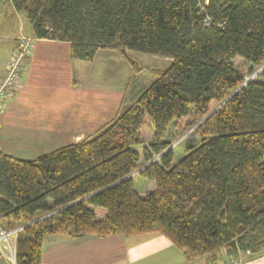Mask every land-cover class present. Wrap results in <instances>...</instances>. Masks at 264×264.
<instances>
[{"label":"trees","instance_id":"1","mask_svg":"<svg viewBox=\"0 0 264 264\" xmlns=\"http://www.w3.org/2000/svg\"><path fill=\"white\" fill-rule=\"evenodd\" d=\"M9 1L36 37L69 42L74 60L91 62L100 49L172 59L81 142L33 161L0 149V223L24 225L17 264H42L54 235L156 232L189 261L212 263L223 248H264V0ZM237 56L262 71L234 94L246 81ZM174 121L197 138L179 160L167 139Z\"/></svg>","mask_w":264,"mask_h":264},{"label":"crops","instance_id":"2","mask_svg":"<svg viewBox=\"0 0 264 264\" xmlns=\"http://www.w3.org/2000/svg\"><path fill=\"white\" fill-rule=\"evenodd\" d=\"M23 36H32L35 42L20 87L7 98L0 115V149L6 155L33 161L79 143L111 122L145 91L135 78L138 88L130 94L125 92L138 72L122 53L100 49L91 62L74 60L69 42L36 37L26 13L9 0H0V77ZM99 60L108 62L103 67L116 64L124 77L104 83L107 80L102 81L93 69ZM126 79V84L118 85ZM143 179L145 184L147 179ZM230 255L223 248L217 258L221 261ZM234 256L241 257L243 264H264V248L256 252L238 250ZM207 263H211L208 257L189 261L168 238L156 232L130 237L54 235L45 239L42 253V264ZM0 264L9 263L0 257Z\"/></svg>","mask_w":264,"mask_h":264},{"label":"rangeland","instance_id":"3","mask_svg":"<svg viewBox=\"0 0 264 264\" xmlns=\"http://www.w3.org/2000/svg\"><path fill=\"white\" fill-rule=\"evenodd\" d=\"M27 23V22H26ZM24 37V36H23ZM32 37V36H28ZM132 52V54H129ZM127 54L130 57V62L133 64L135 72L137 71L138 73L136 74V77H133L131 84L126 87V93L130 94L133 89L135 90L137 87V82H135V78L138 79L139 83L143 86L142 88L143 91L149 88L153 82L156 80V76L154 74V70H166L169 68L172 59L167 58V57H162L159 55H153V54H147L143 52H136V51H128ZM106 62V63H105ZM236 68L240 71V73L245 77V79L252 77L254 74V78H257L259 73L262 71V67H255L252 71V66L250 63L246 62L242 57L237 56L233 60ZM88 63V62H87ZM107 61L99 60V62L96 63V66H94V70H96V74H99L100 79L107 80L106 83L107 85L110 83H113L115 81V78L120 81L124 77V73L121 71V69H118L116 64L112 67L107 65L106 67H103L104 64H107ZM259 71V72H258ZM103 81V80H102ZM118 85L121 84H126L127 79L123 82H119ZM191 119L194 120L195 125L200 122L201 119H198L194 114L191 116ZM194 127H192L189 130L183 131V127L179 121H174L171 124V127L169 129V133L167 136V139L171 143V147L174 146L176 147V159L179 160L184 156V148L188 144H193L197 141L196 136L193 133ZM139 171H137L134 174V182H135V187L138 191H143L145 188L146 184L148 183V180H146L145 184H143L142 176L137 175ZM146 179V178H145ZM3 226L5 228V224L0 223V226ZM1 226V227H2ZM2 227V228H3ZM11 230V229H9ZM241 261L242 258L238 257ZM243 262V261H242ZM9 263V262H8ZM243 264V263H242Z\"/></svg>","mask_w":264,"mask_h":264},{"label":"built area","instance_id":"4","mask_svg":"<svg viewBox=\"0 0 264 264\" xmlns=\"http://www.w3.org/2000/svg\"><path fill=\"white\" fill-rule=\"evenodd\" d=\"M206 21L211 23L209 18ZM34 42L35 38L28 36L21 37L17 41L14 52L7 62L5 73L0 77V115L6 108L7 98L20 87L21 75L26 60L31 55ZM23 228L24 225H21L9 230L0 226V252L9 264H17V237ZM207 264H242V261L237 256L230 255L219 262Z\"/></svg>","mask_w":264,"mask_h":264},{"label":"water","instance_id":"5","mask_svg":"<svg viewBox=\"0 0 264 264\" xmlns=\"http://www.w3.org/2000/svg\"><path fill=\"white\" fill-rule=\"evenodd\" d=\"M259 72V71H258ZM255 75V74H254ZM254 75L252 76V77H250V78H247L246 79V81L244 82V84L234 93V94H236L238 91H240L242 88H244V86L246 85V84H248L251 80H254L255 78H254ZM214 111H212L209 115H207L203 120H205L206 118H208L212 113H213Z\"/></svg>","mask_w":264,"mask_h":264}]
</instances>
